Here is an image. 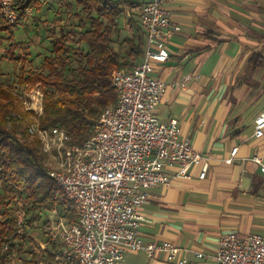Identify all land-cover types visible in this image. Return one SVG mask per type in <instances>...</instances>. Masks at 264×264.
<instances>
[{
    "label": "crops",
    "instance_id": "1",
    "mask_svg": "<svg viewBox=\"0 0 264 264\" xmlns=\"http://www.w3.org/2000/svg\"><path fill=\"white\" fill-rule=\"evenodd\" d=\"M163 4L181 31L168 42L169 59L153 65V74L168 85L155 113L163 122L179 119L182 137H189L209 160V170L200 179L196 165L191 179L152 188L140 230L147 241L175 242L185 264H215L211 256L222 235L264 233V175L252 159H264V136L254 135L255 120L264 111V0ZM130 12L138 14V21L133 15L129 22L139 25L146 42L140 8ZM42 13L27 23L34 35L20 40L29 43V58L37 62L50 49L49 13ZM234 147L239 149L231 159ZM197 251L205 256L197 257ZM118 264L176 263L163 254L149 258L139 251L127 253Z\"/></svg>",
    "mask_w": 264,
    "mask_h": 264
},
{
    "label": "built area",
    "instance_id": "2",
    "mask_svg": "<svg viewBox=\"0 0 264 264\" xmlns=\"http://www.w3.org/2000/svg\"><path fill=\"white\" fill-rule=\"evenodd\" d=\"M16 2L0 0L1 20L15 23L19 19ZM32 13L27 7L23 21ZM140 20L146 36L143 59L131 68L113 71L118 100L101 112L92 135L82 145L68 146L60 126H40V87L27 85L16 94L32 119L28 134L38 137L51 157L48 174L73 203L77 215L74 222L64 217L52 222L50 239L61 245L53 251L54 264H118L127 253L139 251L149 258L163 254L169 262L185 264L182 248L175 242L144 239L140 229L147 219L142 210L152 188L170 186L176 178L191 179L196 165L199 178L205 179L209 160L189 137H182L178 118L163 122L155 113L168 85L153 74V65L169 59L168 42L181 31V25L163 0L144 2ZM254 135L264 136V111L255 120ZM238 149L233 148L231 159ZM252 159L264 175L263 157ZM23 217L20 213V223ZM195 254L205 256L199 251ZM211 257L215 264H264V233L224 234Z\"/></svg>",
    "mask_w": 264,
    "mask_h": 264
},
{
    "label": "trees",
    "instance_id": "3",
    "mask_svg": "<svg viewBox=\"0 0 264 264\" xmlns=\"http://www.w3.org/2000/svg\"><path fill=\"white\" fill-rule=\"evenodd\" d=\"M56 1L55 16L47 19L52 22L50 49L39 68L26 66L32 62L25 45L29 43L13 44L14 28L22 23L27 7L42 13L53 9L51 0H17L19 19L15 23L0 21V46L5 38L8 40L4 34L9 32L13 46L10 43L12 47L6 48L11 59L22 64L19 84L41 88L40 126H60L66 132L67 145L79 146L92 135L101 112L118 100V91L112 84L113 71L131 68L144 54L142 35L126 39V56L113 43L125 5L134 10L144 2ZM19 48L24 49V55H17ZM18 99L15 91L0 81V264H12L19 257L18 264H54L53 251L60 247L58 241H46L44 251L36 248L29 257L20 255L26 241L36 246L40 243L30 231L36 228L33 221L55 208L70 222L77 216L73 203L48 174L51 157L43 151L40 139L28 134L32 119ZM20 213L24 214L21 223Z\"/></svg>",
    "mask_w": 264,
    "mask_h": 264
},
{
    "label": "rangeland",
    "instance_id": "4",
    "mask_svg": "<svg viewBox=\"0 0 264 264\" xmlns=\"http://www.w3.org/2000/svg\"><path fill=\"white\" fill-rule=\"evenodd\" d=\"M51 1L52 2L50 5L53 7V9L52 10L46 9L43 11L44 13L46 11H47V13H49L50 20H52L55 16L54 13L56 10V5H57L56 0H51ZM135 1H146V0H135ZM65 8H67V7H65ZM130 11H131V9L129 8L128 5H126L124 8V13L122 15L120 24L118 26L116 33H115V39L113 41L115 47L118 48V50L121 52V54L123 56H126V53H127L126 39L130 38V36L133 34L134 35H141V31L139 30V25H137V23H135L134 25H131L129 22V19L131 17H133V15L136 16V17L134 16L133 19H136V21H138V19H139L138 14H133ZM41 14H43V13H41ZM33 15H34V12L32 13V15H30L28 18H26L25 21H22V23L15 25V28H14V38L15 39L12 40L13 44L15 41L28 40L30 36L34 35L35 31L29 30L30 25L27 24L30 21V19H34ZM0 21H2V20L0 19ZM48 25H50L49 27L51 30L52 23L49 24V21H48ZM4 35H6V37H8V40H7V38H5L3 41V44L0 46V81L3 84H5L6 86L11 87L15 91V94H19V92L24 91V87H22L18 82V73L20 71L19 68L22 64L11 59V55L9 54L8 49H7L8 47L13 46L12 42L9 41L10 40V38H9L10 33L7 32ZM10 43L12 46L10 45ZM25 45H29V44H25ZM23 52H24V49L19 48L16 53L18 56H21V55H24ZM78 58L79 57L76 58L77 61H78ZM35 59H36V57H35ZM35 59L32 61L33 63L32 62L26 63V66L27 67L33 66L35 68H39L42 65L43 58H41V60L38 62ZM77 61H75L74 64L77 65ZM30 101H34V99L30 100ZM52 159H54V158H52ZM73 208H74V206H73ZM74 210H75V208H74ZM75 213H76V211H75ZM60 217H61L60 210L55 208L52 211H49L48 214L43 216L41 219H38V217H36L34 219L33 225H35L36 228L31 229L30 231H31V234L40 243H39V245L36 246L34 242L32 243L30 241H26L24 243V248H23L22 252L20 253L22 258L29 257L30 251H32L36 248H38V251L39 250L44 251V249L46 247L43 248L41 246V243L43 242L47 246V242H52V240L50 239V229L52 226V222L58 220ZM48 221H50L49 222L50 224L47 223ZM58 245L61 246L60 244H58ZM18 261H21L20 257L18 258V260L16 262H14L12 264H18Z\"/></svg>",
    "mask_w": 264,
    "mask_h": 264
}]
</instances>
